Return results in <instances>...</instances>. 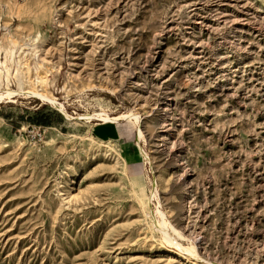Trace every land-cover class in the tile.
<instances>
[{
  "label": "rangeland",
  "instance_id": "374dc122",
  "mask_svg": "<svg viewBox=\"0 0 264 264\" xmlns=\"http://www.w3.org/2000/svg\"><path fill=\"white\" fill-rule=\"evenodd\" d=\"M19 78L0 264H264V0H0Z\"/></svg>",
  "mask_w": 264,
  "mask_h": 264
},
{
  "label": "bare ground",
  "instance_id": "6f19581e",
  "mask_svg": "<svg viewBox=\"0 0 264 264\" xmlns=\"http://www.w3.org/2000/svg\"><path fill=\"white\" fill-rule=\"evenodd\" d=\"M17 64H20L21 65V61L19 60L18 62H17ZM20 80H19V86H18V88L17 89H12V88H7V90H5V91H1L0 90V102H1V100H3V99H5V98H13L15 95H17L18 93H21L20 91H25L26 89H24V86H23V83H22V81H21V79L22 78H19ZM24 82V81H23ZM35 90V89H34ZM34 90H32V92L33 93H35V94H37V95H39L40 97H42V98H44V99H47L48 101H50L51 103H53V104H56V105H58V108H60L61 110H63L64 112H65V114L68 116V117H70L71 118V115H69V113L65 110V108H64V105L63 104H58L57 103V101H56V99L53 97V96H51V95H49V94H47V93H44V92H39V91H34ZM31 91H27V93H32ZM101 116H102V119L103 120H106L107 122H114V121H117L119 118L118 117H110L109 115H107V114H101ZM86 119H89V116H86ZM160 213H161V215L163 214V212H161L160 211ZM165 220V219H164ZM164 224H166L167 225V223H166V221H164L163 222ZM174 229V228H173ZM160 231V230H159ZM169 231V230H168ZM176 231V230H175ZM177 232V231H176ZM166 233V232H165ZM178 234H179V236H181L182 237V235H181V233H179V232H177ZM168 235V234H167ZM165 237V239H166V235L164 236ZM168 237H169V235H168ZM171 238V237H170ZM167 240V239H166ZM169 240V239H168ZM171 240V239H170ZM169 240V241H170ZM175 242V241H174ZM179 248H183L180 244H179ZM186 249H188V251H190V253L192 254V256H196V257H200L197 253V250H196V246H190V247H188V248H186ZM191 259V258H190ZM198 260V259H197ZM197 260L196 259H192V262H194V264H199V262H197Z\"/></svg>",
  "mask_w": 264,
  "mask_h": 264
},
{
  "label": "crops",
  "instance_id": "0c3cea01",
  "mask_svg": "<svg viewBox=\"0 0 264 264\" xmlns=\"http://www.w3.org/2000/svg\"><path fill=\"white\" fill-rule=\"evenodd\" d=\"M101 128L105 129V134H96V132H98ZM92 129L94 135L98 138L118 140L121 137V128L117 125V123L96 122L92 125Z\"/></svg>",
  "mask_w": 264,
  "mask_h": 264
},
{
  "label": "built area",
  "instance_id": "2783aa9c",
  "mask_svg": "<svg viewBox=\"0 0 264 264\" xmlns=\"http://www.w3.org/2000/svg\"><path fill=\"white\" fill-rule=\"evenodd\" d=\"M29 126L38 128L39 131L41 130L40 132L37 133L39 139H41V137L43 136V133L45 132L46 128L43 125H39V124H36V123H33V124L30 123Z\"/></svg>",
  "mask_w": 264,
  "mask_h": 264
},
{
  "label": "trees",
  "instance_id": "16d2710c",
  "mask_svg": "<svg viewBox=\"0 0 264 264\" xmlns=\"http://www.w3.org/2000/svg\"><path fill=\"white\" fill-rule=\"evenodd\" d=\"M48 122L47 121H45V120H38V122L36 123V124H39V125H48L47 124Z\"/></svg>",
  "mask_w": 264,
  "mask_h": 264
}]
</instances>
